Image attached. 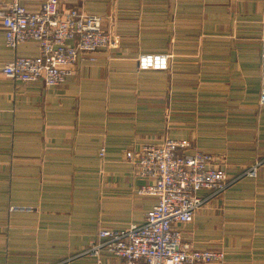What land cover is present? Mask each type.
Returning a JSON list of instances; mask_svg holds the SVG:
<instances>
[{
    "label": "crops",
    "instance_id": "0c3cea01",
    "mask_svg": "<svg viewBox=\"0 0 264 264\" xmlns=\"http://www.w3.org/2000/svg\"><path fill=\"white\" fill-rule=\"evenodd\" d=\"M42 1L23 4L36 11ZM59 7L100 15L119 44L82 54L57 86L0 73V264H118L81 252L100 227L142 222L155 198L136 193L148 179L126 152L165 137L188 140L180 152L214 154L229 178L258 163L255 178L238 177L179 228L193 248L222 250L224 264H264V0ZM38 50L7 47L0 22V64ZM141 53L169 54L168 69L139 70Z\"/></svg>",
    "mask_w": 264,
    "mask_h": 264
},
{
    "label": "built area",
    "instance_id": "2783aa9c",
    "mask_svg": "<svg viewBox=\"0 0 264 264\" xmlns=\"http://www.w3.org/2000/svg\"><path fill=\"white\" fill-rule=\"evenodd\" d=\"M23 1L9 0L0 6L4 42L16 49L24 42L35 41L39 50L36 55H16L0 64V73L8 78L57 86L64 83L82 54L114 49L119 44V35L105 30L98 14L75 8L61 9L59 0H43L38 10L29 11ZM261 57L263 70L258 101L264 105V45ZM169 58L165 53H141L137 68L166 70ZM188 146V140L165 137L161 144H145L126 152L135 174L148 179L136 193L153 196L155 202L140 224L122 229L98 228L81 254L100 262L101 255L109 253L119 258L118 264H224L222 250L197 249L184 242L179 224L191 222L208 199L221 196L238 177L255 178L258 163L229 178L215 165L214 154L178 151ZM98 155L104 158V145ZM201 189H206L208 195L201 197L198 193Z\"/></svg>",
    "mask_w": 264,
    "mask_h": 264
},
{
    "label": "rangeland",
    "instance_id": "374dc122",
    "mask_svg": "<svg viewBox=\"0 0 264 264\" xmlns=\"http://www.w3.org/2000/svg\"><path fill=\"white\" fill-rule=\"evenodd\" d=\"M254 164H256V163H254ZM254 164H252V165H254ZM252 165H251V166H252ZM230 185H231V184H230ZM230 185H229V186H230Z\"/></svg>",
    "mask_w": 264,
    "mask_h": 264
}]
</instances>
